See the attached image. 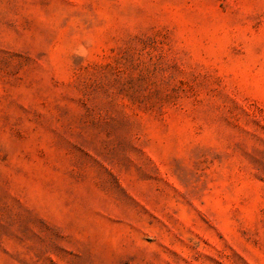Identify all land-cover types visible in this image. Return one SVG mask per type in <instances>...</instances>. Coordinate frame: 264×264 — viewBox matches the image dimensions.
Masks as SVG:
<instances>
[{
	"label": "rangeland",
	"instance_id": "rangeland-1",
	"mask_svg": "<svg viewBox=\"0 0 264 264\" xmlns=\"http://www.w3.org/2000/svg\"><path fill=\"white\" fill-rule=\"evenodd\" d=\"M0 264H264V0H0Z\"/></svg>",
	"mask_w": 264,
	"mask_h": 264
}]
</instances>
